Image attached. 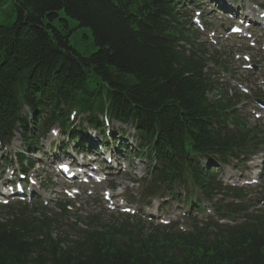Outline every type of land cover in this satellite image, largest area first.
<instances>
[{
  "label": "trees",
  "instance_id": "obj_1",
  "mask_svg": "<svg viewBox=\"0 0 264 264\" xmlns=\"http://www.w3.org/2000/svg\"><path fill=\"white\" fill-rule=\"evenodd\" d=\"M176 1L14 0L15 21H0V130L17 121L26 127L25 105L38 123L45 112L44 130L69 124L73 104L90 111L89 124L97 126L107 104L111 117L133 123L147 141L157 181L188 177L210 195L200 158L225 159L245 147L250 132L196 54L186 56L179 41L187 40V21L175 14ZM61 10L91 28L98 46L91 56L52 25ZM227 121L235 128L222 133ZM19 209L0 206L9 216H0V264H264V224L184 234L140 222L89 223L73 238L51 218Z\"/></svg>",
  "mask_w": 264,
  "mask_h": 264
},
{
  "label": "rangeland",
  "instance_id": "obj_2",
  "mask_svg": "<svg viewBox=\"0 0 264 264\" xmlns=\"http://www.w3.org/2000/svg\"><path fill=\"white\" fill-rule=\"evenodd\" d=\"M14 0H0V21L4 24H12L16 19V11H15V5ZM59 15L56 17L51 23L54 27L62 30L63 32L67 33L69 32V40L71 46L83 57H89L93 53H95L98 50V46H96L93 33L91 28L81 26L79 22L76 19H73L69 17L65 11L61 10L58 12ZM67 21V23L65 22ZM214 23L217 24V26L221 25L223 21L213 18ZM47 22V20H46ZM118 126L115 124V127ZM127 132L130 134V137L136 134L132 128L127 127ZM131 137V141L133 138ZM20 139V138H19ZM16 138L14 141V147L20 148L22 146V140ZM48 141L46 140L44 143H42V147L45 150V152L41 149L39 153H34V157L36 159V165L35 168L38 170L39 175L41 176L42 180H46V184L52 182L53 188H49L50 184L47 186V190L45 192H42V195L45 197L51 196L53 198V203L56 202V200L61 199V191L62 186H58L59 179L53 174L52 164H47V162H50V159H47V152L45 146L48 145ZM131 144V143H129ZM135 143H132L130 145L131 147H134ZM28 155H32L28 152ZM43 160H45L43 162ZM43 162V163H42ZM136 172L143 173L144 172V166L142 163L137 164L135 168ZM118 178L120 182H123L124 185H126L125 179L127 176H133V171H128V173H125L124 171L122 173H118ZM41 192V191H40ZM92 206L94 209L101 210L100 204L95 203V201L92 200ZM176 208V207H174Z\"/></svg>",
  "mask_w": 264,
  "mask_h": 264
},
{
  "label": "snow or ice",
  "instance_id": "obj_3",
  "mask_svg": "<svg viewBox=\"0 0 264 264\" xmlns=\"http://www.w3.org/2000/svg\"><path fill=\"white\" fill-rule=\"evenodd\" d=\"M62 168H65V170H67V166L66 165H61Z\"/></svg>",
  "mask_w": 264,
  "mask_h": 264
}]
</instances>
